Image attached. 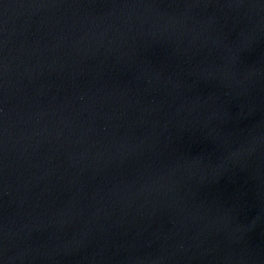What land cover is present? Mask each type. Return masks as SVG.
I'll return each mask as SVG.
<instances>
[{
    "label": "water",
    "instance_id": "water-1",
    "mask_svg": "<svg viewBox=\"0 0 264 264\" xmlns=\"http://www.w3.org/2000/svg\"><path fill=\"white\" fill-rule=\"evenodd\" d=\"M0 264H264V0H0Z\"/></svg>",
    "mask_w": 264,
    "mask_h": 264
}]
</instances>
